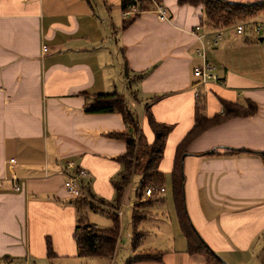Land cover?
<instances>
[{
  "label": "crops",
  "instance_id": "0c3cea01",
  "mask_svg": "<svg viewBox=\"0 0 264 264\" xmlns=\"http://www.w3.org/2000/svg\"><path fill=\"white\" fill-rule=\"evenodd\" d=\"M160 1L166 18L144 12L123 31L121 0H0V264L79 258L77 212L61 172L74 160L90 174L91 195L115 196L112 180L123 170L116 158L127 144L105 133L129 127L118 113H86L85 93L116 91L138 107L142 124L151 107L159 122L173 125L160 163L170 188L178 145L194 124L197 91L207 117L225 113L221 100L258 105L253 116L205 131L183 161L187 208L199 234L232 264H264V163L254 153L223 149L264 152V31L256 38L225 31L213 47L212 32L200 26L202 5ZM203 51L221 84L198 86L194 68ZM124 59L131 74L145 73L142 81L124 79ZM213 149L216 156L200 155ZM131 187L121 203L130 200ZM163 252V261L142 264H205L187 253V243Z\"/></svg>",
  "mask_w": 264,
  "mask_h": 264
},
{
  "label": "trees",
  "instance_id": "16d2710c",
  "mask_svg": "<svg viewBox=\"0 0 264 264\" xmlns=\"http://www.w3.org/2000/svg\"><path fill=\"white\" fill-rule=\"evenodd\" d=\"M179 5L203 6V16L201 17V28H206L207 32L218 30H227L240 21H246L255 18L264 13V1L259 3H237L225 0H178ZM136 5L139 13L125 19L122 24V30L131 26L144 12L152 10L150 0H121L122 11L130 6ZM124 79L129 84L142 81L145 73L131 74L128 62L124 59ZM87 102L85 111L88 114H109L118 113L123 121L129 127V130L122 132L105 133L107 137L122 140L127 144L126 152L116 160L123 166L118 179H113L115 189L114 203L119 206L122 202L124 193L132 183L133 177L139 178V188L136 190L138 202L134 205L133 227L137 230L138 225L145 219L147 211L142 207H151L154 204H162L164 199L160 194L166 191V176L160 169V163L165 157V148L167 139L174 127L171 124L159 122L151 107L145 110V120L142 124L141 117L132 111L128 100L121 92L88 94L85 93ZM156 99V97H154ZM194 124L185 137L178 145L174 167L171 172V192L174 201L175 211L179 227L187 243V253L190 255H201L205 258V264H227L203 239L195 228L190 214L188 212L185 198V175L183 156L187 153L189 144L198 138L208 129L221 124L231 118L240 116H253L258 112V105L253 101H247L246 105L238 102H228L221 100L225 113L213 117H207L202 113L203 99L200 96L195 98ZM147 124V125H146ZM144 125V126H143ZM152 133L153 139L150 140L145 132V128ZM228 155L235 153L251 152L258 155L264 163V152H254L249 150L225 147L223 148ZM217 149L202 153V156H216ZM152 188L153 194L144 201L146 191ZM164 189V191H161ZM90 192V191H89ZM96 198V197H95ZM99 202L106 203L104 199H98ZM77 212V226L73 239L77 246V256L79 258L105 257L113 259L121 235L120 217L114 214L112 226L109 228H98L88 222L87 209L98 211L99 208L85 198L73 200ZM104 205V204H103ZM118 208H112L118 210ZM111 214V213H110ZM132 242L135 255L127 264H142L145 262H161L164 259L165 252L146 253L138 251L139 244L143 234L136 233ZM47 257L52 259L56 257L53 243L47 240Z\"/></svg>",
  "mask_w": 264,
  "mask_h": 264
},
{
  "label": "rangeland",
  "instance_id": "374dc122",
  "mask_svg": "<svg viewBox=\"0 0 264 264\" xmlns=\"http://www.w3.org/2000/svg\"><path fill=\"white\" fill-rule=\"evenodd\" d=\"M240 22H247L250 24L264 23V13L257 15L253 19ZM236 24L225 31H228V33L235 32L236 30L234 28L236 27ZM248 27H250V25H248ZM245 35L252 38L258 37L257 35H253L249 30L245 33ZM131 109L135 113L139 111L138 107L136 106L131 107ZM138 113L141 114V112ZM168 182H170L169 176ZM129 187H131L130 200H124L125 203H121L119 206H117L114 203V196L112 199H109V201L104 199L106 203H103L106 207L110 209L114 207H121L123 210V215L120 218L121 235L117 245V251L113 259L105 257L77 258L71 256H57L52 260H47L43 264H127L133 256L132 242L136 233L143 234L141 243L139 244V247L137 249L138 251H163L166 250V248L178 249L181 246H186L185 238L178 224L170 185L166 183L165 188L167 192L160 194V196H162V198L164 199V202L162 204H154L151 207L147 208L142 207L147 211V214L145 216V219L138 225L137 230H135L133 227L132 217L134 212L133 205L134 203L138 202L136 195V190L137 188H139L138 177H136L134 180L132 179V184ZM87 213L89 224L94 225L96 227L98 226V228L102 229L109 228L112 226V218L114 217L113 214L110 215V213L102 211L95 212L91 209H87ZM218 255L226 263H231L230 259H227V261L220 254ZM30 264H42V262L37 261L36 263L31 262Z\"/></svg>",
  "mask_w": 264,
  "mask_h": 264
},
{
  "label": "built area",
  "instance_id": "2783aa9c",
  "mask_svg": "<svg viewBox=\"0 0 264 264\" xmlns=\"http://www.w3.org/2000/svg\"><path fill=\"white\" fill-rule=\"evenodd\" d=\"M152 4V12H155L157 16L164 19L166 18L167 9L161 3L160 0H150ZM139 13L138 7L136 5L130 6L127 10L123 11V16L125 19L130 18L132 15ZM143 14V13H142ZM250 25V27H248ZM236 35H244L248 30L253 35H260L264 30V23H255L250 24L247 22H240L236 24L234 28ZM225 30H218L213 32L212 35V46L215 47L223 39ZM206 35H200L199 39L202 41ZM204 47V45H203ZM44 52L48 51V48L43 49ZM203 62L200 66L194 68V76L198 79V86H207L209 84H221L220 78L216 73V67L206 60V52L203 51L199 53ZM195 95L198 97L200 93L197 91ZM12 162L15 160L12 159ZM61 174L65 177L64 187L67 190L71 199L75 200L77 198H85L99 209H102L104 212L116 214L119 217H122L123 210L119 208L118 210L110 209L99 202L88 190V184L90 181V174L86 169L78 167L76 161L69 160L67 161L65 168L62 170ZM134 178V177H133ZM132 178V179H133ZM161 191H164L162 189ZM153 194V189L149 188L146 191V196L149 197Z\"/></svg>",
  "mask_w": 264,
  "mask_h": 264
},
{
  "label": "water",
  "instance_id": "95a60500",
  "mask_svg": "<svg viewBox=\"0 0 264 264\" xmlns=\"http://www.w3.org/2000/svg\"><path fill=\"white\" fill-rule=\"evenodd\" d=\"M259 40H260V41H263V38H260ZM227 264H228V263H227Z\"/></svg>",
  "mask_w": 264,
  "mask_h": 264
}]
</instances>
